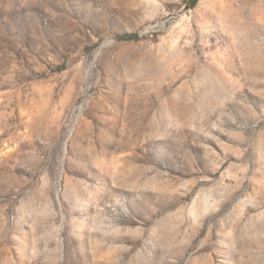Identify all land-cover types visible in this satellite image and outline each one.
<instances>
[{
    "label": "rangeland",
    "instance_id": "1",
    "mask_svg": "<svg viewBox=\"0 0 264 264\" xmlns=\"http://www.w3.org/2000/svg\"><path fill=\"white\" fill-rule=\"evenodd\" d=\"M191 6L0 0V264H264V0Z\"/></svg>",
    "mask_w": 264,
    "mask_h": 264
},
{
    "label": "trees",
    "instance_id": "2",
    "mask_svg": "<svg viewBox=\"0 0 264 264\" xmlns=\"http://www.w3.org/2000/svg\"><path fill=\"white\" fill-rule=\"evenodd\" d=\"M198 0H192V8L195 7L196 3H197ZM137 39L136 36H132V35H125V36H122L121 37V40H124V41H131V40H135Z\"/></svg>",
    "mask_w": 264,
    "mask_h": 264
}]
</instances>
